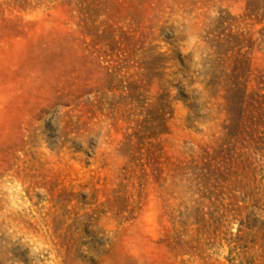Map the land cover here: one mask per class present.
<instances>
[{"label": "rangeland", "instance_id": "rangeland-1", "mask_svg": "<svg viewBox=\"0 0 264 264\" xmlns=\"http://www.w3.org/2000/svg\"><path fill=\"white\" fill-rule=\"evenodd\" d=\"M0 264H264V0H0Z\"/></svg>", "mask_w": 264, "mask_h": 264}]
</instances>
